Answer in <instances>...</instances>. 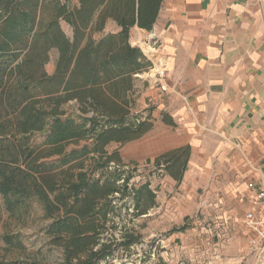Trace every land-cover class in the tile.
Returning a JSON list of instances; mask_svg holds the SVG:
<instances>
[{"label":"trees","instance_id":"trees-1","mask_svg":"<svg viewBox=\"0 0 264 264\" xmlns=\"http://www.w3.org/2000/svg\"><path fill=\"white\" fill-rule=\"evenodd\" d=\"M162 2L0 0L3 209L9 216L27 215L38 204L50 221L43 230L49 245L62 251L61 264H100L138 244L132 228L123 227L120 240L115 238V202L132 201V220L155 207L148 182L130 183L137 164H124L118 150L107 148L137 141L153 128L148 116L135 111L134 77L148 72L151 63L129 44V33L135 27L151 31ZM62 21L72 28L71 40ZM109 21L118 32L93 40ZM53 50L57 59L49 75L44 68ZM69 103L77 113L63 109ZM162 122L173 127L167 115ZM35 134L46 136L41 145L30 143ZM71 145L76 147L67 150ZM189 155L188 147L176 149L156 158L154 166L179 185Z\"/></svg>","mask_w":264,"mask_h":264},{"label":"crops","instance_id":"crops-1","mask_svg":"<svg viewBox=\"0 0 264 264\" xmlns=\"http://www.w3.org/2000/svg\"><path fill=\"white\" fill-rule=\"evenodd\" d=\"M111 23L106 35L118 32ZM129 44L151 63L143 73L150 86L137 94L157 115L134 141L140 148L119 153L123 163L188 147V198L201 190L199 208L224 214L240 203L243 225L250 197L264 187V0H163L152 30L132 28Z\"/></svg>","mask_w":264,"mask_h":264},{"label":"rangeland","instance_id":"rangeland-1","mask_svg":"<svg viewBox=\"0 0 264 264\" xmlns=\"http://www.w3.org/2000/svg\"><path fill=\"white\" fill-rule=\"evenodd\" d=\"M76 2L77 0H73V4ZM60 28L71 40L72 28L63 21L60 22ZM114 29V24L109 21L103 32L93 34L92 39L98 40ZM56 59L57 52L53 50L44 68L47 74L53 73ZM134 78L136 90L140 93L150 86L153 77L142 74ZM159 88L165 91L163 87ZM138 99L136 113L155 121L157 114L154 103ZM63 109L68 114L77 113L73 103L65 105ZM45 137L35 134L30 137V143L33 146L41 145ZM82 145L83 142L79 144ZM75 147L71 145L67 150ZM139 148L137 142H132L123 146L112 144L107 151L111 153L118 150L124 158V153H134ZM154 161L155 159H150L137 164V171L133 173L130 183L139 185L148 182L155 193V207L147 215L132 220V201L125 199L115 202L120 206V217L116 219L120 225L113 231L115 238L119 239L125 228H132L140 236L138 244L127 251L118 249L112 258L100 264H256L242 225V205L236 203L235 210L228 208L226 214L214 205L209 207L206 204L205 210L199 208L198 200L202 191L196 193L197 199L192 203L188 198L190 192L181 186L182 182L177 185L162 169L154 166ZM127 168L132 170L133 167ZM189 186L193 188L190 184ZM189 210L190 213H186ZM49 223L36 203L32 204L27 215L9 216L3 209L0 196V264L22 263L26 259H35L39 264H61L62 251L50 246L49 238L43 232ZM6 239L17 243L9 246Z\"/></svg>","mask_w":264,"mask_h":264},{"label":"built area","instance_id":"built-area-1","mask_svg":"<svg viewBox=\"0 0 264 264\" xmlns=\"http://www.w3.org/2000/svg\"><path fill=\"white\" fill-rule=\"evenodd\" d=\"M158 78H164L158 72ZM243 227L248 233L250 253L256 264H264V187L261 185L249 199V209L243 217Z\"/></svg>","mask_w":264,"mask_h":264}]
</instances>
